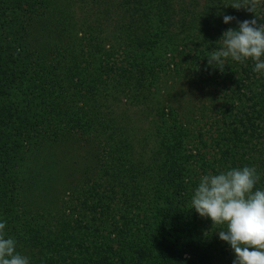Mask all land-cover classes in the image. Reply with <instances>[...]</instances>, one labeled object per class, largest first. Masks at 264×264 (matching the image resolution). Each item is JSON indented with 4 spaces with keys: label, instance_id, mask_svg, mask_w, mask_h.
Returning <instances> with one entry per match:
<instances>
[{
    "label": "trees",
    "instance_id": "1",
    "mask_svg": "<svg viewBox=\"0 0 264 264\" xmlns=\"http://www.w3.org/2000/svg\"><path fill=\"white\" fill-rule=\"evenodd\" d=\"M74 2L100 13L96 37L87 33L88 23H61L46 14L34 24L22 16L26 24L15 30L2 22L7 5L0 8L5 232L30 264H233L234 251L216 233L222 229L191 209V196L201 175L233 167H255L256 187L264 189V74L253 71L251 60L229 59L223 72L207 61L226 29L255 15L225 7L234 0ZM263 3L258 23H264ZM224 15L236 20L225 24ZM13 61L37 73V95L34 90L23 108L10 100L19 94L2 70ZM46 101L53 124L40 129ZM116 104L124 109L116 112ZM28 111L30 133H21L15 120ZM206 118L211 127L204 132ZM8 138L17 142L9 145ZM65 143L77 145L74 163L47 172L46 166L54 168L48 160L27 185L26 159L45 145ZM70 168L78 178L69 177L77 180L51 207L45 193ZM33 189L38 208L27 195Z\"/></svg>",
    "mask_w": 264,
    "mask_h": 264
},
{
    "label": "clouds",
    "instance_id": "2",
    "mask_svg": "<svg viewBox=\"0 0 264 264\" xmlns=\"http://www.w3.org/2000/svg\"><path fill=\"white\" fill-rule=\"evenodd\" d=\"M262 0H234L225 5L244 9L255 15L238 22L237 28L226 29L207 58L208 65L224 71L226 62L241 64L253 61L256 73L264 74V23H258L257 8ZM236 17L224 15L225 24ZM260 175L255 167H233L208 172L199 177L191 196V209L200 217L210 219L220 240L235 253L233 264H264V189L257 188ZM0 222V264H30V257L17 251V240L5 232Z\"/></svg>",
    "mask_w": 264,
    "mask_h": 264
},
{
    "label": "rangeland",
    "instance_id": "3",
    "mask_svg": "<svg viewBox=\"0 0 264 264\" xmlns=\"http://www.w3.org/2000/svg\"><path fill=\"white\" fill-rule=\"evenodd\" d=\"M199 1L201 2V4L204 3V0H199ZM56 3L58 4L57 5L58 11L55 9ZM56 3H53L52 0H7V2L2 3V5H0V8H2L3 10H4V7L7 5V12L5 13L4 16H2V22H4V24L7 27L18 30L16 28L17 23L26 24V22L24 21L22 16L27 19L26 21L28 23L34 24V20L37 23V19L42 14H44V15L46 14L45 16H48L51 19L58 17V19H59V21H61V23L70 22V24H72V22L73 23L78 22L79 24H81L83 22L85 27L88 23L89 24L88 26L92 28V31L87 28V33L90 32V34H91L90 36H93V37H96L97 33L101 31V29H97V32L95 33V29L93 27V26L98 25L101 22V21H98L95 19V18H97L96 16H100V13H98V12L93 13V12L89 11L88 8L86 6H84L83 4L75 3L74 0H57ZM14 4H16L17 6H21V10L19 12H13L12 13L13 10L11 11L9 9L8 6L14 5ZM88 6L95 7L93 4H90ZM69 8H70V10H69ZM97 8H99V7H97ZM97 8H96V11H97ZM14 9H16V8H14ZM14 11H16V10H14ZM0 13H1V15H3L2 11H0ZM13 14H15L16 16H13ZM15 17L17 18V21H16ZM55 21H53V22H55ZM84 26H83V28H84ZM36 27H37V25H36ZM19 30L21 33H24L23 29H19ZM22 30H23V32H22ZM110 39H112V38L110 37L109 39H106V48L107 49L109 47ZM25 66H27V65H23L19 61H13V63L7 64V65L3 66V68H2V70H4V72H5V78H8V81L12 82L13 88H17L16 91L14 92V94L15 93L19 94V95L13 94L14 95V96H12L13 98H11V99L9 98V99L12 101H14V100L17 101V103H19L22 108L26 105V103L31 98L35 97L34 94L37 95V73H36V69L30 70ZM119 66H120V64H119ZM92 67H95L96 69L100 68L99 65H97L95 62H93ZM238 69H240V68H238ZM234 76L237 77L238 75H234ZM227 86H229V82L227 83ZM34 90H36V92L33 94ZM173 94L179 95L180 92H179V90H177L176 92H173ZM190 99H192L193 101L196 100L195 98H190ZM201 102H203V101H201ZM41 104H42L41 105L42 108L40 107V109L42 110V112H40L41 117H39V118H40V120H45V121H44V124L38 125V128H40V129H41V125H42V127L46 128V124L50 123V121H49L50 115L48 114V112L50 111V106H48L49 103L46 101L45 103L41 102ZM38 105H40V103H38ZM118 105L119 104L115 105V108H116L115 111L116 112L124 109L121 106V104L119 106ZM54 108H57V107L52 105V109H54ZM4 112L7 113V110H4ZM32 112H34V111H32ZM55 112H56V109H54V114H55L54 116H55V118H57V114ZM133 112H134V109L129 110L130 114H133ZM23 115L27 116V117H24L23 120L20 119L17 121L13 118V121L15 120L17 125L20 126L19 128H20L21 133L22 132L30 133L29 129H31V126H27V123H28V120L31 116V113L28 111V113H26V114L24 113ZM134 118L137 119L140 117H137L136 115H134ZM36 122H37V120H36ZM50 124H53V123H50ZM209 124L210 123L208 121V118H206L204 123L202 122L201 128H203L204 132L210 131L211 125H209ZM203 126H205V127H203ZM209 134H210V132H209ZM8 140L9 141L7 143L9 145H14L17 142L16 138H8ZM48 145H49V147L47 145H45L44 150L40 154H37V152H36L29 160L26 159V162L30 161V166L28 163L26 166L27 170L25 173V177L28 179L27 185L32 184L34 182L36 183L37 173L39 172V167L41 168V165L43 163H45L46 161L49 160L52 162V163L51 162L50 163L53 164L54 168L46 166L47 172H50V171L52 172L54 170H58L57 168L62 169V167H63V166H61L62 163L69 162L71 165V161L73 160V163L75 161L73 158L77 159L78 153L75 151V147L77 145H75V144L65 143V144H55L52 146L50 144H48ZM4 147H7V146H4ZM84 160L85 159H82L80 162L83 163ZM88 163L91 164L90 165L91 167L93 165H95V164H93V162H88ZM76 166L79 167L78 164ZM68 171H69L68 174H65V172L62 173L60 178L57 181V184L54 183L51 187H49V188H53V189H48V191L45 193L47 198H45L44 201H47V203L51 207L56 206L58 204V202L60 201L64 192H66V190L71 188L69 182L71 180H74L75 178H78V176H76L78 171H75L71 168ZM69 177H72L74 179L69 178ZM68 179H70V180H68ZM76 180H74V181H76ZM74 184H77V183H74ZM79 186H83V185H79ZM39 187H40V185L37 187V189ZM32 191H34V189L27 191L28 198L30 201L36 199L37 202L31 201L30 206L31 207L35 206L38 208L37 203L40 204V200H38L35 197V194H32L33 193ZM1 195H2V193L0 191V196ZM39 197L40 196H38V198ZM41 197H43V195H41Z\"/></svg>",
    "mask_w": 264,
    "mask_h": 264
}]
</instances>
